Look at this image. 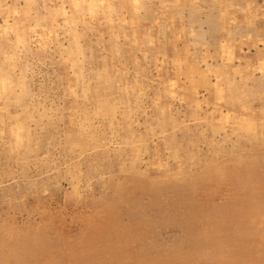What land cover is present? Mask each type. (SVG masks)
Here are the masks:
<instances>
[{"label": "rangeland", "instance_id": "374dc122", "mask_svg": "<svg viewBox=\"0 0 264 264\" xmlns=\"http://www.w3.org/2000/svg\"><path fill=\"white\" fill-rule=\"evenodd\" d=\"M150 262L264 264V0H0V264Z\"/></svg>", "mask_w": 264, "mask_h": 264}, {"label": "bare ground", "instance_id": "6f19581e", "mask_svg": "<svg viewBox=\"0 0 264 264\" xmlns=\"http://www.w3.org/2000/svg\"><path fill=\"white\" fill-rule=\"evenodd\" d=\"M195 242H196V241H195ZM201 242H203V241H201ZM201 242H200V243H201ZM202 245H204V244H202ZM202 245H201V246H202ZM199 246H200V245H199ZM196 247H197V246H196ZM143 255H144V254H143ZM146 260H147V259H146ZM150 263H151V262H150ZM145 264H146V263H145ZM148 264H149V263H148ZM151 264H152V263H151Z\"/></svg>", "mask_w": 264, "mask_h": 264}]
</instances>
